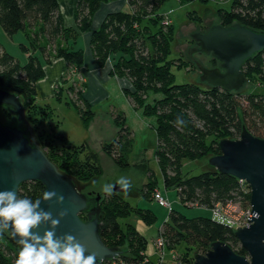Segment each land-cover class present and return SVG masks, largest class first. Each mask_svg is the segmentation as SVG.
<instances>
[{
	"label": "trees",
	"instance_id": "trees-1",
	"mask_svg": "<svg viewBox=\"0 0 264 264\" xmlns=\"http://www.w3.org/2000/svg\"><path fill=\"white\" fill-rule=\"evenodd\" d=\"M166 1L74 0L75 27H67L60 0H0L3 31L10 37L24 31L31 46L21 45L22 50L27 53L30 49L35 50L22 65L0 42V88L20 96L26 120L48 157L60 170L75 178L80 185L91 182L102 174L97 154L86 143L72 145L59 131L61 124L55 119L54 109L49 104L40 105L37 95V83L45 78L44 68L51 62L50 56L62 59L72 67H84L85 50L78 45L82 35H86L98 67H108L111 76L123 82V90L133 100L135 108L155 119L158 167L165 186L177 192L181 203L209 211L218 203L250 206L251 190L246 182L241 183L214 169L204 170L199 175L185 173L184 161L219 155V142L239 139L244 128L255 137L264 139V92L242 93L241 90L229 93L207 84H176L175 63L179 62L180 67L186 65H182L181 58L170 59L175 27L164 26L163 22L170 17L157 13ZM178 1L185 5L208 0ZM117 2H122V6L107 12L96 26V15L104 6ZM218 15L222 26L240 23L264 33V0H233L231 10L220 9ZM213 62L217 64L218 61L213 59ZM243 73L248 80L259 81L264 87V51L245 63ZM79 97L87 110L86 115L81 114V122L89 129L95 112L83 95ZM76 107L80 113L79 105ZM0 116L4 123L16 121L12 125L25 127L9 110L3 109ZM114 120L117 135L103 142L101 149L116 167L127 170L131 167L129 159L135 139L123 114H118ZM154 184L150 181L146 190L151 191ZM44 192L42 184L29 182L21 186L18 197L35 202ZM147 193L144 198L150 201ZM123 194L113 191L112 195L103 196L100 202L103 241L110 248H119L123 254L108 263L96 264H152L146 254L147 239L133 223L123 222L137 215L145 224L151 225L157 216L151 209L133 206ZM171 204L172 209L167 208L169 218L159 231V236L165 238L166 249L176 256L168 264H194L198 253L192 250L198 248L206 254L215 242H224L237 254L248 256L230 225L220 223L212 215L188 218ZM82 217L87 219L85 215ZM182 243L186 244L185 250L178 254L176 249ZM19 251L6 231L0 233V264H14Z\"/></svg>",
	"mask_w": 264,
	"mask_h": 264
},
{
	"label": "water",
	"instance_id": "water-1",
	"mask_svg": "<svg viewBox=\"0 0 264 264\" xmlns=\"http://www.w3.org/2000/svg\"><path fill=\"white\" fill-rule=\"evenodd\" d=\"M196 43L189 50L191 61L201 73L200 83L210 87H219L226 92H240L245 83L243 73L245 63L264 51V33L257 32L240 23L230 26L221 24L212 26L205 33L191 34ZM201 53L218 61L217 67H206L194 54ZM9 110L24 127L4 123L0 116V191L15 190L17 195L23 184L39 182L45 191H55L63 196V203L54 198L43 201L40 207L51 212L59 219L56 235H73L86 249L94 254L96 262L108 263L119 258L123 252L119 248L108 247L100 234L101 207L104 195L97 193L94 198L84 192L97 178L86 185L79 184L75 178L63 173L58 165L47 155L38 142L32 126L26 120V110L20 96L0 88V114ZM221 153L209 158V164L218 173L229 175L246 182L251 190V213L249 225L235 231L236 238L247 251L248 256L237 254L228 244L215 242L206 254H198L194 264H264V139L255 137L246 128L239 139H224L219 142ZM114 192L126 193L118 185ZM67 215L60 218L59 213ZM86 216V220L82 216ZM51 230V225H41L40 235ZM19 249V237H13L11 229L5 230Z\"/></svg>",
	"mask_w": 264,
	"mask_h": 264
},
{
	"label": "rangeland",
	"instance_id": "rangeland-1",
	"mask_svg": "<svg viewBox=\"0 0 264 264\" xmlns=\"http://www.w3.org/2000/svg\"><path fill=\"white\" fill-rule=\"evenodd\" d=\"M232 5L233 0H208L207 2L193 1L185 5H182L178 0H168L160 6L157 13L161 16H169V20L171 21L169 25L174 26L176 31L175 42L172 46L170 59L175 60L181 58L183 60L181 61L182 65H186L180 67L179 62L175 63L176 65L173 68V74L176 77V84L197 83L205 86V84L200 83L201 73L191 61L188 53L189 48L194 44L191 34L198 32L205 33L212 26L221 24L218 10L223 9L230 11ZM71 6L75 9L73 0H63L62 8L64 10L62 9V12L64 15L67 9H69V13H66L65 15V23L67 26L75 25L74 18L70 17L73 15ZM83 37L85 41L81 39L78 48L84 49L85 54H87V36L83 35ZM0 42L6 52L16 58V60L22 65L27 63L31 51H35L34 49H30L29 53H27L22 50L21 45H26L28 47L31 46V40H29L24 31L10 37L0 26ZM194 56L206 67L213 68L218 65V62L217 64H214L213 59L210 56L203 54H194ZM50 59L53 61V56H50L49 60ZM84 66L91 67L88 64L87 57ZM178 66L179 70L177 68ZM88 71L89 70L86 67L82 71L79 68L68 65L65 75L55 86V93L57 95L60 92L62 93L58 96L60 99H57L56 96V98H53L48 102H39L40 105H51L55 111V119L61 124L59 131L69 138L72 145L81 146L86 143L89 148L97 154L99 165L102 168V174L97 177L96 181H93L90 185H86L84 192H95L104 195L101 191L103 184L108 183L116 185V181L120 177L127 178L130 181V187L128 188L129 192L122 196L127 198L135 207H144L153 210L157 219L153 224L147 225L137 215H132L129 220L124 221L123 224L126 222L133 223L137 230L147 239V249L150 250L154 248V241L159 236V231L167 222L170 213L166 207L161 206L157 202L158 194L162 193L166 200L168 199L173 203V208L176 211L182 213L188 218L210 217L211 212L208 209L194 206L189 207L182 204L177 192L172 190V187L168 185L165 186L163 175L156 160L158 139L155 130V119L144 115L141 110L135 108L133 100L126 95L121 87V83L116 78L110 77L111 79L107 82L98 80L100 85L98 87L106 89L110 99L106 102H94L91 109L96 112V114L91 123V127L86 129L83 126L81 122V114L86 115L87 110L84 101L79 96H85V94L87 96V93H89L90 79L85 75V72L87 73ZM96 77L97 74L92 75L93 79H97ZM62 87L64 88L62 89ZM241 92L263 93L264 87L259 81H251L247 79ZM73 102L76 103V105H79L80 113ZM118 114H123L126 124L129 126L135 139L134 150L129 159L131 167L127 170H121L116 167L111 158L105 155L101 149L103 142L110 141L116 136L118 127L116 126L114 119ZM14 123H16V121L8 122L10 125ZM55 124L56 123H53L52 126H55ZM46 128H48L47 124ZM81 156L85 155L82 154ZM73 157H75V155ZM209 158L210 157L199 160H185L184 172H189L191 175H199L204 170L214 169L209 164ZM150 181L155 182L153 185L154 188L151 191H147V185ZM146 192H148L147 194L150 197V201L144 198ZM249 207V205L242 204L240 209L239 207L237 209L238 215L242 213L241 211H245ZM185 246L186 244L182 243L177 247L176 252L178 254L183 253ZM192 252L205 254L203 250H198V248L193 249ZM170 253L171 252L168 249L165 250L166 255H169Z\"/></svg>",
	"mask_w": 264,
	"mask_h": 264
},
{
	"label": "clouds",
	"instance_id": "clouds-1",
	"mask_svg": "<svg viewBox=\"0 0 264 264\" xmlns=\"http://www.w3.org/2000/svg\"><path fill=\"white\" fill-rule=\"evenodd\" d=\"M121 190L130 187V181L120 177L116 181ZM116 185L105 183L101 191L105 195H112ZM56 198L63 203L64 197L57 196L55 191H45L43 201ZM41 200L33 202L29 198H19L15 190L0 191V233L11 229L13 237H19L22 246L14 264H96L97 257L87 254L86 249L71 234L62 237L56 235L55 229L60 220L54 219L51 212L44 211ZM67 215L66 211L59 213L60 218ZM51 230H45L40 235L35 229L49 224Z\"/></svg>",
	"mask_w": 264,
	"mask_h": 264
},
{
	"label": "crops",
	"instance_id": "crops-1",
	"mask_svg": "<svg viewBox=\"0 0 264 264\" xmlns=\"http://www.w3.org/2000/svg\"><path fill=\"white\" fill-rule=\"evenodd\" d=\"M60 4L62 6L63 0H60ZM111 4H113V3H110L108 5H111ZM71 9H72V12H73L72 14L73 15H71L70 17L74 18V8H73V6H72ZM66 13H69V9H67V11L65 12V15H66ZM63 15H64V13H63ZM65 15H64V17H65ZM103 17L104 16H103V14L101 12H99L96 15V17H95V25L96 26L99 25V20H101ZM67 27H75V25H72V26L70 25V26H67ZM82 39L84 40L83 35H82ZM86 47H87L86 57L88 59V64L91 67L89 68L87 66H84V67L79 68V69L83 71V69H85V67H86L89 70L87 73L85 72V75H86V77H88L90 79V88H89L90 95H89V93H87V96L85 94L84 98L88 101L90 106H92V104L94 102H100V101L101 102H106V101H108L110 99L108 97L109 95H108L107 90L98 87V86H100L98 80H101L102 82L103 81L107 82L108 80L111 79L110 77H113V76H111L110 70H109L108 67H105V68L98 67L96 61L93 58V54L91 52V49L89 48V38H88V36L86 38ZM67 66L68 65L66 64V62L64 60H62V59H53V61L51 60V62L48 65H46V67L44 68V70H45V78L37 83V95H38V101L39 102L40 101L48 102L49 100H52L53 98H56L57 94L55 93V86L61 80V78H63V76L65 75V72L67 70ZM94 74H97V77H96L97 79H93L92 78V75H94ZM113 78H115V77H113ZM118 81L121 83L122 89H124L123 82L120 81V80H118ZM95 114H96V112H95ZM117 132H118V128H117ZM117 132H116V135H117ZM169 251L171 253L169 255L165 254V257H164V260H163L164 263H166V264H168V263H170L172 261L173 254H174L173 251H171V250H169ZM146 254H147L149 260L152 261V264H160V255L158 254V252H157V250L155 248V245H154V248L152 250L147 249Z\"/></svg>",
	"mask_w": 264,
	"mask_h": 264
},
{
	"label": "built area",
	"instance_id": "built-area-1",
	"mask_svg": "<svg viewBox=\"0 0 264 264\" xmlns=\"http://www.w3.org/2000/svg\"><path fill=\"white\" fill-rule=\"evenodd\" d=\"M170 18H166V20L163 22L164 26H169L171 21ZM241 183H244L243 181H240ZM157 202L169 210L172 209V204L169 202V200H166L164 196L161 194L157 195ZM242 205V203H234V202H228V203H218L215 205L210 211L213 219L219 221L222 224L230 225L235 231L239 227H245L249 225L248 217L252 216L251 213V206L245 210L241 211L242 213L238 215L237 209ZM155 248L160 255V264L164 263V257H165V250H166V241L165 238L162 236H158L157 239L154 241ZM176 256L173 257L175 259ZM173 264V263H172Z\"/></svg>",
	"mask_w": 264,
	"mask_h": 264
},
{
	"label": "bare ground",
	"instance_id": "bare-ground-1",
	"mask_svg": "<svg viewBox=\"0 0 264 264\" xmlns=\"http://www.w3.org/2000/svg\"><path fill=\"white\" fill-rule=\"evenodd\" d=\"M122 6V2L121 3H113L111 5L108 6H104L103 9L101 10V13L103 14V16L110 11H116L118 10L120 7ZM72 7V6H71ZM102 20V19H101ZM99 20V22L101 21Z\"/></svg>",
	"mask_w": 264,
	"mask_h": 264
},
{
	"label": "flooded vegetation",
	"instance_id": "flooded-vegetation-1",
	"mask_svg": "<svg viewBox=\"0 0 264 264\" xmlns=\"http://www.w3.org/2000/svg\"><path fill=\"white\" fill-rule=\"evenodd\" d=\"M196 45V43L194 42V44H192V46L189 48V50L193 47V46H195ZM189 52V51H188ZM197 54H201V53H197ZM204 55V54H203ZM193 58L194 59H197V58H195V56H193ZM192 59V58H191ZM86 193V192H85ZM86 194H89L90 195V198H94L95 197V195H97V193H95V192H92V193H86Z\"/></svg>",
	"mask_w": 264,
	"mask_h": 264
}]
</instances>
